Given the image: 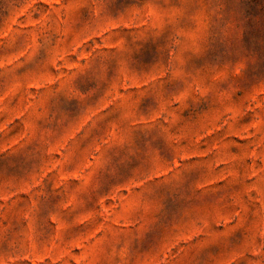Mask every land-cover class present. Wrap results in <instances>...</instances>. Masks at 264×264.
Returning a JSON list of instances; mask_svg holds the SVG:
<instances>
[{"label": "clouds", "instance_id": "1", "mask_svg": "<svg viewBox=\"0 0 264 264\" xmlns=\"http://www.w3.org/2000/svg\"><path fill=\"white\" fill-rule=\"evenodd\" d=\"M0 264H264V0H0Z\"/></svg>", "mask_w": 264, "mask_h": 264}]
</instances>
